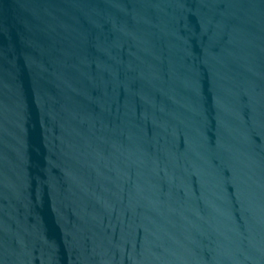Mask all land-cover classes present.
<instances>
[{
	"label": "water",
	"instance_id": "1",
	"mask_svg": "<svg viewBox=\"0 0 264 264\" xmlns=\"http://www.w3.org/2000/svg\"><path fill=\"white\" fill-rule=\"evenodd\" d=\"M0 264H264V0H0Z\"/></svg>",
	"mask_w": 264,
	"mask_h": 264
}]
</instances>
